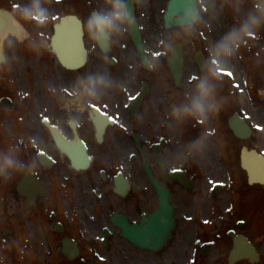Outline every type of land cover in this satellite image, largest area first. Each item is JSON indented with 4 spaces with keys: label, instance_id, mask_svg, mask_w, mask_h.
I'll return each instance as SVG.
<instances>
[{
    "label": "flooded vegetation",
    "instance_id": "flooded-vegetation-1",
    "mask_svg": "<svg viewBox=\"0 0 264 264\" xmlns=\"http://www.w3.org/2000/svg\"><path fill=\"white\" fill-rule=\"evenodd\" d=\"M171 1L124 0L128 23L103 46L89 35L87 21L107 9L108 0H42L49 13L43 23L39 16L24 17V6L31 0H0V32L8 33L12 18L20 30L4 38L7 71L15 59H22L26 86L32 91L44 86L46 98L39 102L34 94L30 99V89L25 97L18 95V87L0 90V135L14 126V134L22 136L19 124H24L35 146L24 145L16 153L25 164L34 162L33 169L0 175V264H25L29 252L34 264H255L248 259L230 261L235 235L252 241L261 256L259 264H264L262 244L251 237V207L246 206L260 186L250 184L240 158L244 145L257 146V137L241 140L229 127L236 113L251 127L261 124L263 110L252 112L251 107L263 100L258 88L246 87L254 98L242 114L234 87H219L217 82L214 63L227 69L228 58L212 55L228 29L242 25L240 30L252 16L261 22L237 51L250 56L251 44L264 45V0H196L199 19L188 31L184 25L190 22L191 1L181 2L183 12L167 19ZM67 16L79 19L88 52L86 65L74 71L63 66L57 53H67L69 43L76 42L70 34L75 24L57 31ZM203 22L207 31L201 28ZM175 56L183 65L178 88L172 77ZM90 73L109 74L115 84L84 104L74 100L72 89L80 76ZM205 78L214 86L218 111L207 119L174 117V108L187 103V94ZM62 88L67 91L61 93ZM45 118L69 142L77 144L78 135L93 162L84 165L74 145L73 163ZM200 142L202 149L190 150ZM9 150L11 146L0 152ZM39 151L54 160L52 167L40 163ZM26 175L40 182V195L18 192ZM168 196L177 225L166 246L141 249L124 238L122 219L134 226ZM259 198L264 206L260 191ZM260 213L264 218L263 209ZM66 240L76 252L71 259L62 253ZM38 249L43 255L35 258L33 250Z\"/></svg>",
    "mask_w": 264,
    "mask_h": 264
},
{
    "label": "clouds",
    "instance_id": "clouds-1",
    "mask_svg": "<svg viewBox=\"0 0 264 264\" xmlns=\"http://www.w3.org/2000/svg\"><path fill=\"white\" fill-rule=\"evenodd\" d=\"M23 15L26 19L35 16L40 17L41 23L48 19L49 13L44 7L42 0H31V3L24 6ZM199 17L194 15L190 22L184 25L185 31L198 21ZM124 0H108V8L99 10L98 14H91L88 17L87 28L89 35L97 45L108 46L112 40L121 34L122 29L128 23ZM260 18L252 16L240 30L227 34L212 50V55L217 58H230L239 49L243 38L250 34V31L259 25ZM150 67H155L150 64ZM115 82L109 74L95 73L80 76L74 83L72 95L74 100L83 101L84 104L97 99L102 92L111 89ZM53 91H56L53 89ZM61 93L67 89H60ZM188 102L176 106L173 111L177 119L194 117L197 119H207L210 115L218 111L220 105L216 100L214 86L208 79H201L195 85L193 91L187 94ZM83 110V108L81 109ZM203 142L190 146V150L202 149ZM35 164L28 165L19 158L14 149L8 152H0V175L8 172L31 170Z\"/></svg>",
    "mask_w": 264,
    "mask_h": 264
},
{
    "label": "rangeland",
    "instance_id": "rangeland-1",
    "mask_svg": "<svg viewBox=\"0 0 264 264\" xmlns=\"http://www.w3.org/2000/svg\"><path fill=\"white\" fill-rule=\"evenodd\" d=\"M202 30L207 31V26L205 24V22L202 23ZM231 29H228V31H230ZM208 35H210V33H208ZM254 51L260 52L261 53V58H263L262 63H261V67H262V72L261 74L256 73L254 75L255 77V82H253V84L255 85V87H257L259 89V93L264 96V45L260 44V45H252ZM12 56L13 53H12ZM17 60V65L15 64ZM22 59H15L13 61V66L11 71H7V65L5 64H1L0 65V90L2 92H4V88L7 87V85H9L10 87H18V95L21 97H25L26 93H27V89L29 90L30 88L27 87V83L28 81H26V77H24V74L21 72H24V69L22 67ZM226 62H229L231 64V70H232V74H231V80L232 83L235 87H237V97H236V101L238 103L240 109H242V107L247 104V98L246 96H244L243 94V89H241V87H246V80H247V74L245 73V69L243 67V69H240V63L238 58H235V55L231 56L229 59L226 60ZM16 65V68H15ZM18 66L20 67V69L18 68ZM46 71H42L41 73V81L45 84V80H44V76H45ZM52 78L50 77V80ZM253 81V80H252ZM49 84H51L49 82ZM43 87H38L36 86V90L32 91L30 89V92H32L31 98H34V94L37 95L38 97V101L39 102H46V98L43 97V92H45L43 90ZM52 87V86H49ZM40 91V92H38ZM40 93H41V97H40ZM45 94V93H44ZM46 95V94H45ZM48 98V96H47ZM32 103H34L32 101ZM33 105V104H32ZM39 109V108H38ZM260 109H264V104L262 106H259V108L257 107L256 110H260ZM252 112H254L251 109ZM254 113H251V115H253ZM86 117V115H85ZM261 124L259 123V121H257V124L259 123V125H254L255 127V132L257 134V141L259 142V146L261 147V149H264V137L262 136V131L264 130V111H263V115L261 116ZM4 126V124H1ZM13 128L11 132H9L7 134H2V136H0V150L7 146L9 148V146L12 147V149H14L15 151H21L23 146L26 145L27 147H32L35 148V146H33V141L31 140V137L29 134L26 133L25 129L26 127L24 126V124H19V128L21 131L22 136L18 135L17 137H14V132H13ZM11 133V136H10ZM12 139L11 141H8ZM18 139H20V142H18ZM259 191L262 195H264V189L260 188V190L258 189H253V194L251 195V198L249 201H246V206L251 207V211L252 214L258 213L261 211V209L264 210V206L262 205V201H260L257 197V195L259 194ZM240 207H238V209L236 210V212L239 210ZM243 209L240 210V212H242ZM240 212H238L237 216L240 217ZM245 217V216H243ZM252 217V227H251V237L257 241L260 242L262 244V252H264V223L261 222V220H258L254 215H251ZM247 220H249L246 217ZM31 264L30 259L28 258L27 262L25 264Z\"/></svg>",
    "mask_w": 264,
    "mask_h": 264
},
{
    "label": "water",
    "instance_id": "water-1",
    "mask_svg": "<svg viewBox=\"0 0 264 264\" xmlns=\"http://www.w3.org/2000/svg\"><path fill=\"white\" fill-rule=\"evenodd\" d=\"M77 35H79V33ZM79 50H80V48H79ZM80 53H81V51H80ZM232 125H233L235 132L238 135H241L242 134V128H241L240 123L236 122V123H233ZM258 159L260 161H264L261 158H258ZM244 160H245V158H244ZM244 165L249 170V173L251 174V178H252L253 182H263L264 181V174H263L264 167H261V165L258 162H256V163L252 162V164L250 163L248 165L245 164V162H244ZM167 208H169V207H167Z\"/></svg>",
    "mask_w": 264,
    "mask_h": 264
},
{
    "label": "bare ground",
    "instance_id": "bare-ground-1",
    "mask_svg": "<svg viewBox=\"0 0 264 264\" xmlns=\"http://www.w3.org/2000/svg\"><path fill=\"white\" fill-rule=\"evenodd\" d=\"M13 25V24H12ZM18 30V29H17ZM19 31V30H18ZM11 32H13V33H16L17 31H16V29L14 28V27H11ZM79 32L77 31V30H73L72 32H71V35H74L76 38H77V34H78ZM8 34V33H7ZM7 34H5V35H7ZM264 132V131H263ZM264 134V133H263Z\"/></svg>",
    "mask_w": 264,
    "mask_h": 264
}]
</instances>
